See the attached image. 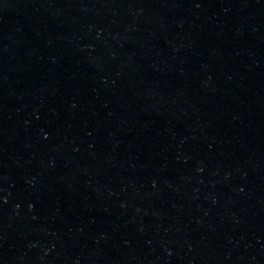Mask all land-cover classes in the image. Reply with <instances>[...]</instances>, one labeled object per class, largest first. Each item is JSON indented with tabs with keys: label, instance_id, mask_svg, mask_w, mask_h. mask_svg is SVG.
I'll list each match as a JSON object with an SVG mask.
<instances>
[{
	"label": "water",
	"instance_id": "95a60500",
	"mask_svg": "<svg viewBox=\"0 0 264 264\" xmlns=\"http://www.w3.org/2000/svg\"><path fill=\"white\" fill-rule=\"evenodd\" d=\"M0 264H264V0H0Z\"/></svg>",
	"mask_w": 264,
	"mask_h": 264
}]
</instances>
